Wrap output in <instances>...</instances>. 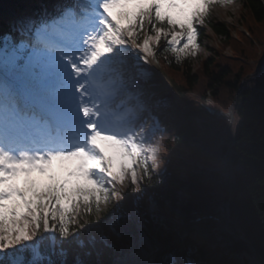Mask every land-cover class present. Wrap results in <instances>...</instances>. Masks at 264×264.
<instances>
[{
  "label": "trees",
  "instance_id": "obj_1",
  "mask_svg": "<svg viewBox=\"0 0 264 264\" xmlns=\"http://www.w3.org/2000/svg\"><path fill=\"white\" fill-rule=\"evenodd\" d=\"M238 1L245 35L236 40L229 26L207 15L197 29L198 44L205 37L204 26L222 44L195 72V56H177L163 40L154 47V61L180 100L166 91L159 100L149 102L142 83L150 72L135 69L130 52L114 51L102 58L105 72L98 73V78L110 80L115 97L124 96L117 110L126 108L128 97L133 99L132 107L142 106L140 111L128 107L121 115L126 118L116 125L126 128L127 122H135L129 126L134 127L132 133L142 149L140 191L131 183L128 190L132 209L123 186H116L122 198L102 210L99 220L94 209L92 214L82 213L70 226L74 235L67 240L60 238L58 228L56 233H42L31 245L0 254V264H10L8 258L17 254L23 256L21 264H121L139 254V235L153 264H208L212 253L219 254L220 263L228 258L223 251L264 264V58L249 62L246 56L251 52L245 49L258 44L262 47L258 53H264V0ZM71 6L72 0H0V54L10 55L23 46L17 64L24 67L32 50L28 36L66 22L62 12ZM143 39L142 33L138 44ZM225 48L235 57L226 56ZM45 66L41 58L35 70ZM207 99L216 109H231L232 126L207 114L201 107ZM152 146L163 152L159 172L149 157ZM184 151L190 156L185 164ZM222 160L225 164L219 165ZM197 162L203 168H196ZM210 164L221 167L211 169ZM183 190L186 198L180 201ZM225 207L228 215L222 211ZM202 216L206 237L199 243L194 239V225ZM97 221L98 232L92 228ZM218 237L227 242L225 247L219 246Z\"/></svg>",
  "mask_w": 264,
  "mask_h": 264
},
{
  "label": "snow or ice",
  "instance_id": "obj_2",
  "mask_svg": "<svg viewBox=\"0 0 264 264\" xmlns=\"http://www.w3.org/2000/svg\"><path fill=\"white\" fill-rule=\"evenodd\" d=\"M224 2L226 0H101L96 13L98 31L83 40V50L75 56V60L82 63L73 64L69 58V74L61 63L64 60L61 54L53 66L62 87L34 100V106L62 116L76 99L73 89L80 94V99L85 98V85L76 81L80 86H74L73 76L89 75L79 69L93 70L98 62H103L102 58L114 55L121 47L130 45L142 56L152 57L154 47L163 40L177 56H195L199 50L198 27L212 4ZM142 33L143 42L138 44ZM23 50L21 46L10 55L0 54V70L15 72ZM39 56L34 53L33 58ZM6 87L0 84V93ZM80 111L83 121L78 122L79 142L48 140L33 152L18 157L5 151L3 145L13 136L21 135V127L0 123V254L31 245L42 233H56L57 228L60 238L67 240L74 235L70 226L82 213L92 214L94 209L99 219L102 207L106 209L122 198L116 186H124L128 180L140 191L142 181L138 168L143 167V161L136 137L130 131H110L97 111L87 106ZM152 158L154 162L155 156ZM35 251L38 256V249ZM10 264L21 262L13 257Z\"/></svg>",
  "mask_w": 264,
  "mask_h": 264
},
{
  "label": "rangeland",
  "instance_id": "obj_3",
  "mask_svg": "<svg viewBox=\"0 0 264 264\" xmlns=\"http://www.w3.org/2000/svg\"><path fill=\"white\" fill-rule=\"evenodd\" d=\"M101 2V0H76L75 4H73L72 8L69 7L70 9H66L63 11V19L67 18L70 20L72 16H75L77 18L74 19V21H71V23H67V27L64 28V32H62L60 35L62 38H54L51 36L49 33H44L46 30L42 29L40 32L39 36H35L34 38V44L37 45H45L46 50L41 49L39 52L40 56L37 59L35 63L41 60V58L45 61V68L41 70H37V72L33 71V63L30 62L26 66V68L19 67L18 64L16 65V71L13 73H7L3 70H0V79H4L3 77H21V76H28L30 81H33L31 84H29V87L34 90V91H39V90H45V79L46 76L49 74V72L53 71L55 68L53 66V63L58 61L60 56H56L53 51H57L58 53L60 52V43L63 44V46H71L72 44H75L77 41V36H79V32L81 30L87 29L88 35L93 34L94 32L98 31L97 27V20L98 17L96 13L98 12V5ZM77 5V9L75 10ZM240 5L241 3L238 0H226L224 3H214L210 6L209 11H208V18L209 20H213L214 22H218L224 25H227L231 28L230 33L235 38L236 40H241L242 34L245 35L244 29L242 28L240 24ZM75 10V11H74ZM76 12H78V15H76ZM69 22V21H68ZM56 26V25H55ZM90 27V28H88ZM91 29V30H90ZM205 30V37L201 40L200 44H198V52L195 55V59L193 61V70L194 72L197 70L200 62L204 59H206L210 53H213L216 49H219L222 44V39L217 37L213 32L207 27L204 26ZM167 31V30H165ZM203 32V31H202ZM87 35V36H88ZM73 36V37H72ZM80 45V43L78 44ZM83 45V44H81ZM84 45L82 46V48ZM245 49L248 52H251L250 54L248 53L246 58L248 59L249 62H253L254 60H261L264 58V53H258L262 49V47L258 44H250L246 45ZM118 54H124V51L128 52H134L132 50L131 46L129 47H121L118 50H115ZM43 52H46L43 54ZM69 56H66L64 53V60L61 62L64 65H66L67 61L69 58L75 59V54H72L68 50ZM223 53L226 56L230 57H235L231 50L229 48H225ZM81 54V53H80ZM142 56V54H141ZM132 62L134 63V68L139 69L142 72L145 70H152L153 73L149 75L146 79L143 80L142 87L143 89L151 94V101H153V96H157L159 92H161L163 89L167 87V85H171L170 82L162 75L163 72L158 69L156 66L153 56L152 57H144L142 56L141 58H138L137 56H131ZM147 61L146 63L144 61ZM82 61L77 62L76 60L73 61V64L79 65L81 64ZM56 70V69H55ZM82 72H85L86 69H79ZM41 71V73H40ZM105 72V69L102 67L100 63H98V66H94V69L92 70V75L90 77L85 78L84 75L81 77L85 80V84L88 87L89 91V108L93 109L94 111H97L98 115L100 116L102 122H105L108 125V129L110 131H113L115 133H121V132H127L130 131L132 132L134 127L129 126L132 123L134 124L135 122L129 121L125 124L127 126L126 128H118L116 125L122 121L124 118H126V115H123L124 111L127 110V108L131 109H137V110H142V106H137V107H132L133 105V99L131 97L127 98V103L128 105L126 108L123 110H117L119 106H121L122 100H124V96L115 97L113 94V91L110 89V80L109 79H100L98 78V73L101 74V72ZM145 73V72H144ZM0 84L6 85L3 81H0ZM172 87V85H171ZM6 90L3 93H6ZM46 93V92H45ZM2 93L0 94V96ZM209 105L212 104L210 99H207ZM2 103V98L0 97V104ZM100 104V105H99ZM97 105H99V108H97ZM3 109V108H2ZM6 109V108H4ZM116 110V111H115ZM112 114V112H114ZM6 112V111H5ZM5 112L0 111V114H5ZM92 119H95V117H92ZM222 119V118H221ZM227 122L228 126H232L231 120L223 117V120ZM124 127V126H123ZM202 124L199 122V132L202 131ZM163 152L160 150L157 146H152L149 149V157L150 160L153 162V155L155 156L154 160V169L159 172L162 170L161 162H160V157L162 156ZM183 164L190 162V156L187 151H184L181 155ZM223 163H220L221 165ZM210 168L213 167L214 165L210 164ZM216 167V166H215ZM214 167V168H215ZM221 167L217 166L216 168ZM196 168L201 169L203 168V164L201 162L196 163ZM180 178H184V167H180ZM22 183V182H20ZM130 180L125 182V185L123 186V193L127 194L128 190L130 189ZM186 198V193L183 190L181 193V198L180 201L185 200ZM109 208V206L107 207ZM106 208V209H107ZM102 207V210H106ZM100 219V218H99ZM97 219V220H99ZM98 222H95L92 225L93 230L96 232L100 231ZM205 219L201 218L199 221L195 222L194 229H195V234H194V239H196L197 242L203 243L205 240V233L202 229V224L204 223ZM219 241V246L220 247H225L227 245V242L223 240V237H218ZM139 250L140 253L137 256V264H153L151 261V258H149L148 254L144 251V241L140 239L139 241ZM210 250V249H209ZM36 253V251H35ZM212 253V252H211ZM210 253V254H211ZM37 254V253H36ZM223 255L228 256V258L224 259L219 262V254H214L212 253L211 259L209 260L208 264H241V262L244 260V264H255L254 258L246 256L243 258V256H240L239 258L234 257L233 255H228V251H223ZM13 257L17 258L21 263L23 261V256L21 254L17 255H12L8 258L9 261L13 259ZM247 258V261H246ZM247 262V263H246ZM133 263V262H129Z\"/></svg>",
  "mask_w": 264,
  "mask_h": 264
},
{
  "label": "bare ground",
  "instance_id": "obj_4",
  "mask_svg": "<svg viewBox=\"0 0 264 264\" xmlns=\"http://www.w3.org/2000/svg\"><path fill=\"white\" fill-rule=\"evenodd\" d=\"M88 28H90V27H88ZM91 30V29H90ZM79 34H80V40H79V42L81 43V44H83V40L87 37V35H88V31H87V29H84V30H81L80 32H79ZM77 45L76 47H74V49H73V52L74 51H76V52H78L79 50L80 51H82L83 50V48H82V46L83 45ZM75 46V45H74ZM73 47V46H72ZM65 52L66 51H61L60 53H59V55H61L62 53H64L65 54ZM66 54H67V56H69V54L66 52ZM75 59H73V61H74ZM77 62H78V60H76ZM66 69H67V72L70 74V71H71V65H68L67 63H66ZM0 78H2V77H0ZM4 79H0V81H3L5 84H6V86H8L9 84H10V87H12V85L15 83V84H21V85H27V84H31L33 81H30L29 80V77L26 75V76H21V77H3ZM76 81H79L80 83H85V80L84 79H82V77L80 76V77H74L73 76V80H72V84L74 85V86H80V84L79 83H76ZM45 92L46 93H44V95L45 96H48L49 95V93H51L52 91H54V90H56V89H58V88H60V87H62V85H61V83H60V81H59V79L57 78V75H56V70L54 69L53 71H51V72H49V74L46 76V79H45ZM71 87V86H70ZM43 91L44 90H42L40 93H43ZM13 93L14 94H12V93H10V92H7V94L4 96V97H2V98H4L3 99V103L0 105V107L1 108H5V106H6V102H8L9 103V105H13L14 104V102L16 101V100H18L19 98H20V96H18V97H16V93L13 91ZM86 93H87V85L85 84V89H84V99H80V94L79 93H75L74 92V89H73V91H72V95L76 98L75 100H73L72 101V103H71V105L74 103V102H76V101H78L79 103H80V105H79V107H78V110H77V117H79V118H82L83 116H82V113H81V111H80V109L83 107V106H87V107H89L88 106V104H87V102H88V96L86 95ZM1 94V93H0ZM71 105H70V107H71ZM204 108L207 110V111H209V112H211L212 114H217V115H220L221 114V112H217V111H215V110H211V108H210V106L208 105V104H205L204 105ZM42 142H44V141H42ZM139 237H140V235H139Z\"/></svg>",
  "mask_w": 264,
  "mask_h": 264
},
{
  "label": "water",
  "instance_id": "obj_5",
  "mask_svg": "<svg viewBox=\"0 0 264 264\" xmlns=\"http://www.w3.org/2000/svg\"><path fill=\"white\" fill-rule=\"evenodd\" d=\"M246 242V241H245ZM247 243V242H246Z\"/></svg>",
  "mask_w": 264,
  "mask_h": 264
}]
</instances>
